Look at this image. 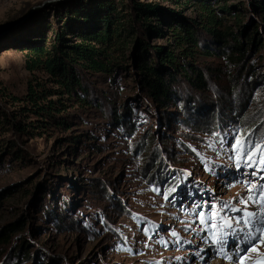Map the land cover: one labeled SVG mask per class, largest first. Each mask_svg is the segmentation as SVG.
Returning a JSON list of instances; mask_svg holds the SVG:
<instances>
[{"label":"rangeland","instance_id":"obj_1","mask_svg":"<svg viewBox=\"0 0 264 264\" xmlns=\"http://www.w3.org/2000/svg\"><path fill=\"white\" fill-rule=\"evenodd\" d=\"M119 1L0 0V234L10 238L0 264H184L190 251L179 245L198 224L191 216L204 219L206 196L253 206L228 174L245 143L264 148V0H123L131 26L107 50L111 71L74 64L81 85L69 97L55 77L26 70L30 49L49 47L57 32L67 48L77 44L96 24L82 17ZM134 3L155 12L137 22ZM203 3L223 26L215 32L228 29L246 48L241 62L230 57L234 39L208 32ZM178 25L195 33L192 57L175 43ZM141 65L172 72L164 105L147 95ZM40 88L61 106L52 118L26 103ZM257 256L264 240L247 261Z\"/></svg>","mask_w":264,"mask_h":264},{"label":"trees","instance_id":"obj_2","mask_svg":"<svg viewBox=\"0 0 264 264\" xmlns=\"http://www.w3.org/2000/svg\"><path fill=\"white\" fill-rule=\"evenodd\" d=\"M114 4L115 3H113V5ZM134 4L136 6L134 9L137 12L135 14L137 22L141 21L143 24L148 21L149 17L147 14L150 10L153 11L154 7L151 8V5H147L144 9L143 5H139L137 3ZM113 5L110 3L104 5L100 4L96 13H90L82 17L83 22L87 23L89 22L88 20L93 19L92 15H95V21H93V23L95 22L96 24L93 26L90 25L88 28V30L93 29V33L80 34L78 36L79 42L77 44L67 48L64 45L66 42L65 38L63 37L64 34L57 32L54 35L53 40L50 42L49 47H37L30 49L29 56L25 60L26 70L31 73L34 71H39L46 73L51 77H55V84L58 85L59 88H63L69 97L73 96V94H76L74 93L75 88L81 85L79 79L75 76V72H73L74 64L81 63L85 69L97 73L111 71L110 63L105 61L108 55L107 50H111V48L113 49V47L116 45L123 43L120 42L122 41L120 39L123 34L127 32V25L131 26L129 14L125 10L126 5L124 1L120 0L117 4L118 6ZM212 8L213 7L210 4L203 3L199 5V10L205 14L208 32H211V34H214V36H217L218 38H220L221 35L222 37L225 36V39H228L229 37V40L234 39L232 42L234 44L232 45V49L234 51L230 57L237 54V57H239L238 60L241 62L245 55L246 48H243L240 41L237 40V37L228 29L223 28L224 32H215V30L223 26L213 12ZM77 13L78 11H76L73 16ZM91 21L92 20H90V22ZM73 23L74 20H72L71 25H73ZM262 23H264V19L262 20ZM140 28L143 31L146 29L144 26H140ZM260 29H262V33L264 35V27H261ZM194 34L195 33L193 32H189V29L183 25H178L173 28L175 43L181 47V54L185 55L186 57H192L194 53H196V51L192 49V47H196ZM250 41L253 43L254 39H251ZM138 43L139 42H137V44ZM122 45L125 46L127 44ZM155 53L159 54L160 52L156 50ZM164 59L172 68L179 67L181 65L176 62L177 57L172 54H167ZM230 60H232V58H230ZM182 67V72L186 76L188 74L187 79L191 84H194L197 88H204L205 83L201 79L200 72L195 67L188 65H182ZM139 70L141 72L146 71L148 77L144 83L147 95L154 102L160 105H164L166 101H169L172 85L175 83V78L173 77L172 72L165 71L161 73L154 67L147 68L145 65L139 66ZM190 76H192L194 79ZM57 92H60V90H57ZM50 96L52 95L48 94V92H46L43 88H40V90L36 91L31 90V94L26 100V103L32 107L30 110L31 113L37 116L46 115L52 118L53 112H59L61 106H56L53 102H47V98ZM74 96L77 98L76 100L80 104L86 101V99L83 97H79L77 95ZM3 233L0 234V244H6L10 239L8 235L2 236Z\"/></svg>","mask_w":264,"mask_h":264}]
</instances>
